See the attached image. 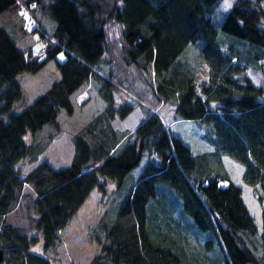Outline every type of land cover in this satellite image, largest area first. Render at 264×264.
Listing matches in <instances>:
<instances>
[{"label":"trees","instance_id":"16d2710c","mask_svg":"<svg viewBox=\"0 0 264 264\" xmlns=\"http://www.w3.org/2000/svg\"><path fill=\"white\" fill-rule=\"evenodd\" d=\"M222 1L0 0V15L30 7L27 14L34 22L23 21L19 27L38 31L47 50L40 58L0 26L4 264H52L32 245L40 240L44 250L55 246L59 230L91 190L105 193L110 181L115 196L89 233L98 244L90 264H195L184 260L180 248L151 237L146 207L156 199L159 181L182 197L185 211L200 228L211 230L223 264H264V84L247 73L248 67L264 70V51L248 50L241 57L232 38L264 47V0H233L225 9ZM111 24H117L118 33ZM194 43L199 44L196 55L191 54ZM61 50L65 58L57 60L59 78L21 110H13L23 95L19 73L39 69ZM85 88L89 95L97 89L102 105L73 134L70 162L55 166L41 159L22 174L15 164L25 157L39 158L62 128L61 111L74 112L75 93ZM118 90L131 99L117 96ZM136 106L143 114L133 129L114 125ZM163 106L174 118L212 124L216 149L193 153L171 130L161 114ZM214 152L244 164L243 177L263 204L261 229L242 187L232 180L224 184L220 179L229 174L211 169ZM142 158L146 162L141 173L127 186L126 176ZM19 202L26 223L7 219ZM31 227L39 233L30 234Z\"/></svg>","mask_w":264,"mask_h":264},{"label":"rangeland","instance_id":"374dc122","mask_svg":"<svg viewBox=\"0 0 264 264\" xmlns=\"http://www.w3.org/2000/svg\"><path fill=\"white\" fill-rule=\"evenodd\" d=\"M233 0H223L220 7L225 9L231 6ZM27 12L19 10L16 13L5 12L0 15V26L6 27L12 37L17 39L19 45H26L34 53H38L40 58L47 54L45 42L39 39V32L33 28H28L25 32L19 24L27 18ZM219 25V23H217ZM112 26V24H111ZM115 33H118L117 24L111 27ZM222 30V29H221ZM223 31V30H222ZM241 57L247 55V51L262 52L264 47L261 44L253 43L244 37H232ZM41 48L45 49L41 53ZM199 51V44H191V54L196 55ZM65 58V51H58L55 57H50L42 67L37 70H23L19 73V80L23 88L21 98L15 100L13 110L19 111L35 97L46 90L60 76L57 60ZM263 58V57H262ZM255 56L253 54L254 61ZM247 73L257 84H264V70H255L252 67L247 68ZM88 88L75 93L77 103L74 112L70 113L62 110L60 114L61 130L54 133L52 140L47 147L39 154V158L30 161L27 157L20 159L15 166L25 174L41 159H47L55 166L67 165L73 155V134L80 130L83 124L101 107V99L96 93L97 89L88 93ZM123 99L130 100L131 96L127 92L118 90ZM89 95L87 100L85 97ZM166 105V104H165ZM161 114L171 127V130L179 135L186 143L190 145L193 153H201L206 150H215L216 133L213 125L206 123L198 118H174L168 106H163ZM142 109L136 106L125 118H118L113 121L118 127H128L133 129L142 116ZM26 138L30 139L31 134L27 133ZM145 158H142L126 176L125 183L130 185L141 173ZM210 167L214 171L227 172L229 176L221 178L224 184L231 180L242 187L244 199L253 213L259 228H262L261 210L263 204L255 194L253 185L247 182L243 177L244 164L225 153L217 152L210 154ZM114 183L107 184V190L102 193L98 188H93L85 199L84 203L78 208L70 222L59 230V240L55 246L43 249L41 241H37L32 248L47 254L51 258L52 264H90L95 252L98 250V244L89 237L91 229L97 222L101 211L114 198ZM27 189H31L26 184ZM158 195L156 199L148 202L146 207L147 226L151 237L167 245H175L180 248L185 255L186 260H193L195 264H223L222 249L213 236L211 230L200 228L192 216L185 211L182 197L176 194L175 190L168 184L159 181L157 184ZM126 189L119 190L117 195L125 193ZM21 202L15 203L14 207L7 214V219L14 223H26L28 217L23 210ZM30 234L39 233L35 228H30ZM28 232V233H29ZM40 238V237H39ZM206 257V258H204Z\"/></svg>","mask_w":264,"mask_h":264},{"label":"water","instance_id":"95a60500","mask_svg":"<svg viewBox=\"0 0 264 264\" xmlns=\"http://www.w3.org/2000/svg\"><path fill=\"white\" fill-rule=\"evenodd\" d=\"M0 264H4V250L0 247Z\"/></svg>","mask_w":264,"mask_h":264},{"label":"built area","instance_id":"2783aa9c","mask_svg":"<svg viewBox=\"0 0 264 264\" xmlns=\"http://www.w3.org/2000/svg\"><path fill=\"white\" fill-rule=\"evenodd\" d=\"M33 5V3H31ZM34 21V18L30 15V20L28 21L29 23H32Z\"/></svg>","mask_w":264,"mask_h":264},{"label":"crops","instance_id":"0c3cea01","mask_svg":"<svg viewBox=\"0 0 264 264\" xmlns=\"http://www.w3.org/2000/svg\"><path fill=\"white\" fill-rule=\"evenodd\" d=\"M129 115V114H128ZM128 115L126 117H124L125 119L128 117Z\"/></svg>","mask_w":264,"mask_h":264}]
</instances>
